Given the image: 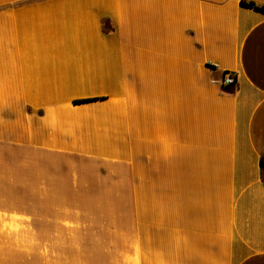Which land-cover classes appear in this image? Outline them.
Listing matches in <instances>:
<instances>
[{"label": "crops", "instance_id": "0c3cea01", "mask_svg": "<svg viewBox=\"0 0 264 264\" xmlns=\"http://www.w3.org/2000/svg\"><path fill=\"white\" fill-rule=\"evenodd\" d=\"M240 1L0 0V264H264Z\"/></svg>", "mask_w": 264, "mask_h": 264}, {"label": "built area", "instance_id": "2783aa9c", "mask_svg": "<svg viewBox=\"0 0 264 264\" xmlns=\"http://www.w3.org/2000/svg\"><path fill=\"white\" fill-rule=\"evenodd\" d=\"M210 67L212 68L213 66L210 65ZM215 82L222 87L233 86L236 84V78L233 73L226 72L223 74L220 80Z\"/></svg>", "mask_w": 264, "mask_h": 264}, {"label": "trees", "instance_id": "16d2710c", "mask_svg": "<svg viewBox=\"0 0 264 264\" xmlns=\"http://www.w3.org/2000/svg\"><path fill=\"white\" fill-rule=\"evenodd\" d=\"M240 4L264 13V6H259V5L254 4L253 2H246L244 0H241Z\"/></svg>", "mask_w": 264, "mask_h": 264}, {"label": "water", "instance_id": "95a60500", "mask_svg": "<svg viewBox=\"0 0 264 264\" xmlns=\"http://www.w3.org/2000/svg\"><path fill=\"white\" fill-rule=\"evenodd\" d=\"M263 167H264V164H263Z\"/></svg>", "mask_w": 264, "mask_h": 264}]
</instances>
